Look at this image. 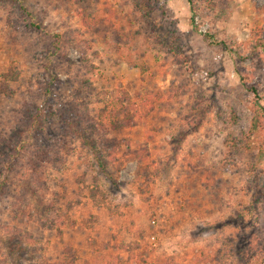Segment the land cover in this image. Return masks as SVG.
<instances>
[{"label":"rangeland","instance_id":"374dc122","mask_svg":"<svg viewBox=\"0 0 264 264\" xmlns=\"http://www.w3.org/2000/svg\"><path fill=\"white\" fill-rule=\"evenodd\" d=\"M140 1L0 0V264H264V0ZM124 90L162 98L101 171L88 125ZM71 104L67 136L23 125Z\"/></svg>","mask_w":264,"mask_h":264},{"label":"trees","instance_id":"16d2710c","mask_svg":"<svg viewBox=\"0 0 264 264\" xmlns=\"http://www.w3.org/2000/svg\"><path fill=\"white\" fill-rule=\"evenodd\" d=\"M150 1L141 0L139 3H136V6L138 8L146 6V12H151L153 10V6ZM144 2H146V5H143ZM85 20L86 19H84V21ZM96 21L97 19L93 20V22ZM202 35L206 39L211 38V34H209L208 32L202 33ZM249 89L253 94L257 93L255 87L250 86ZM9 90H11V88L8 82L0 81V97L8 95ZM48 91L49 89L46 90V92ZM161 98L162 94L160 92L146 90L143 92L134 91L133 93H129L128 91L124 90L119 93V95H114L108 102L110 103L109 105H103L99 108L96 119L93 122H89L88 127L89 132L92 133L93 131H95L98 135V138H100V149H94V151L92 152V157L95 160L97 167L101 171L109 168V166L114 162H118L116 170H119L121 168L122 165H120L121 163H119L120 158L118 157V150L120 149L123 140L117 138L116 134L125 128L137 125L141 117L143 118L153 111L156 104L161 100ZM52 115L48 111H39L36 113L30 111L27 113V118L25 119V121H23V125L31 130L43 132L44 126H46L50 122H56L59 123L60 127L62 128V132H60L61 136H67L68 134H71L70 130H78V124L80 123L79 115L72 104L70 105L69 109L61 111L58 114L55 113V116ZM50 133L51 131H49L47 134L50 135ZM49 139L50 137L48 138V140ZM124 140L127 150L125 151V153H123V155L126 158H131L136 161V176L144 177L146 178V182H148L150 178L148 169L145 164L149 155L148 149L144 145H137L136 147H133L129 143V139L125 138ZM12 148L14 150L11 157H17V155L19 154L18 150L16 149L15 145H13ZM5 166L7 167V170H10V165L8 163ZM7 181V177H4L0 180V196L6 188ZM48 226L49 228H55V226H57L58 228V225ZM3 228L6 232L10 231L16 236H21L19 229L12 228L11 226L6 227V225H3L2 229ZM58 230L60 231V229ZM64 250L66 256L62 260L63 263L59 264H76L77 257L71 247L66 246L64 247ZM84 264H86V262Z\"/></svg>","mask_w":264,"mask_h":264}]
</instances>
